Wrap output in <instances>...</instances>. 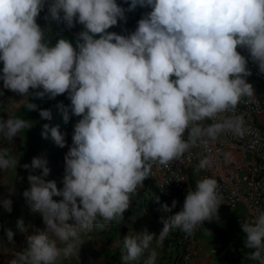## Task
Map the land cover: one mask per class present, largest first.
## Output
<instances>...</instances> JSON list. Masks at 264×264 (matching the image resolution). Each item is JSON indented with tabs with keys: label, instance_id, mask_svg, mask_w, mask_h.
I'll return each mask as SVG.
<instances>
[{
	"label": "clouds",
	"instance_id": "clouds-1",
	"mask_svg": "<svg viewBox=\"0 0 264 264\" xmlns=\"http://www.w3.org/2000/svg\"><path fill=\"white\" fill-rule=\"evenodd\" d=\"M129 2L122 7L117 0H0L3 88L24 97L18 105L29 111L38 109L30 96L55 99L67 93L70 106L59 105L64 122L82 117L65 155L62 188L45 179L51 171L46 159L34 157L22 166L30 173L23 196L33 212L42 214L46 227L27 235L26 248L9 264H63L78 257L84 235L125 220L154 168L183 163L193 149L202 148L206 154L194 169L199 176L215 164L213 146L222 136L255 134L247 114H237L241 104L260 103L247 81L249 60L238 48L258 65L254 73L264 74V0ZM137 6L151 9L138 22V12L129 11ZM42 11L69 29H84L75 46L65 38L50 44V30L46 34L37 23ZM125 13L130 21L123 30L116 26L126 22ZM112 27L121 34L110 32ZM39 115L52 119L50 109H40ZM32 127L33 121L10 114L6 121L0 118V138L13 142ZM43 129L42 136L50 131L56 145L66 146L59 126L44 124ZM223 156L226 164L234 160L231 152ZM18 165L8 148H0V170ZM36 169L42 173L31 174ZM223 203L215 178L197 179L182 210L172 212L176 200L171 207L161 205L173 215L161 217L158 237L145 230L115 242L121 264H140L153 241L163 244L176 229L191 237L205 222L219 223ZM0 206L11 213L13 201L0 200ZM257 212L241 229L244 247L252 250L247 259L264 264V211ZM17 227L27 232L23 219ZM204 235L212 233L205 228ZM13 236L8 229V240ZM156 258L153 249L143 264H156Z\"/></svg>",
	"mask_w": 264,
	"mask_h": 264
},
{
	"label": "crops",
	"instance_id": "crops-1",
	"mask_svg": "<svg viewBox=\"0 0 264 264\" xmlns=\"http://www.w3.org/2000/svg\"><path fill=\"white\" fill-rule=\"evenodd\" d=\"M125 15L126 22L121 20L116 26L119 29L125 30L129 26V16L126 13ZM37 23L46 31V34L50 30L48 39L53 46L60 38L69 40L75 46L78 33L84 30L78 28V26L69 29L66 25L61 24L60 20H54L51 15L44 14V11L37 18ZM59 26L65 27V30L58 31ZM0 65L2 69L3 63L0 62ZM23 99L24 97L21 95L4 89L3 82L0 81V118L6 121L11 114L33 121V127L25 131L23 138L16 137L13 142L0 138V148H8L9 153L19 160L16 169H10L7 172L0 170V200L11 199L13 201L11 213L0 206V232L4 235V250L0 251V264H9L15 258V253L26 248L27 235L35 234L36 229L43 230L46 227L42 214L33 212L23 196L24 191L30 187L27 179L30 173L22 166L25 163L30 164L34 157L46 159L51 171L45 179L55 180L58 187L62 188L65 173V155L72 146L74 125L82 118L72 116L68 123L64 122V112L59 105L62 103L64 106H70L71 101L68 99L67 93L55 99H49L47 96L43 99L30 96L28 100L38 105V109L34 111H29L23 105H18ZM40 109H50L52 119H41ZM44 124H48L49 129L59 126L61 133L65 136V147L61 148L55 144L50 131L47 138L42 136ZM41 173L42 169H36L31 174L40 175ZM156 197L160 198L159 203L156 202ZM54 199L59 201L62 198L54 197ZM165 203L155 187L145 181V186L134 199L131 209L126 211L125 220L119 225L110 224L103 230L94 229L84 235V243L80 246L78 257L73 256L63 261V264H121L120 248L115 246V242L123 239L128 233H142L145 230L149 233H155L158 237L163 229L161 217L166 219L173 215L172 212H165L161 209V205ZM20 219H23L27 228L25 233H21L17 227V222ZM8 229H11L14 233L12 241L8 240ZM203 231L198 230L193 235L198 239L200 254L191 260L190 264H248L244 253L240 250L233 249L229 257L224 252L219 253L218 248L211 241V236H205ZM180 236L181 232L176 229L169 234L163 244H157L153 241L140 264H143V260L148 258L153 249L157 253L156 264H173L175 258L172 244ZM222 246L226 249L231 248L228 244ZM213 249L216 250L215 253Z\"/></svg>",
	"mask_w": 264,
	"mask_h": 264
},
{
	"label": "built area",
	"instance_id": "built-area-1",
	"mask_svg": "<svg viewBox=\"0 0 264 264\" xmlns=\"http://www.w3.org/2000/svg\"><path fill=\"white\" fill-rule=\"evenodd\" d=\"M117 3L124 7V3H129L130 6L131 2L117 0ZM129 11L138 12L135 17L138 22L151 9L137 6ZM109 30L121 34L114 27ZM131 33V31L128 32L126 36ZM238 51L248 58V68L253 75L258 65L252 62L246 49L238 48ZM252 75L247 78L249 83H251ZM256 95L260 102L259 107L255 104H241L237 109V114H247L246 120L255 130V134L243 139L235 138L231 134L222 136L213 146L216 161L211 169L202 171L199 176L194 173L199 157L206 154L202 148L193 149L191 158L186 156L183 163L177 162L170 168L153 169L154 175L149 179L169 207L173 200L177 201L176 208L172 209L174 214L182 210L187 191L194 189L196 180L204 176L215 178L218 181L219 191L224 200L223 204L235 213L234 220L240 228L242 223L251 222L254 219L258 214V209L264 211V124L259 121V118L264 115V95L260 93ZM225 152L232 153L234 157L232 163L224 162ZM179 177H183L184 181H176ZM205 228L206 224L199 230ZM172 245L175 258L173 264H190V261L200 254L198 239L194 236L189 237L185 233H181ZM213 252L215 253L216 250L213 249Z\"/></svg>",
	"mask_w": 264,
	"mask_h": 264
},
{
	"label": "trees",
	"instance_id": "trees-1",
	"mask_svg": "<svg viewBox=\"0 0 264 264\" xmlns=\"http://www.w3.org/2000/svg\"><path fill=\"white\" fill-rule=\"evenodd\" d=\"M66 24V23H65ZM65 27L59 26L57 28L58 31H63ZM137 28V27H135ZM259 73L260 82L264 85V74L260 73L259 69L254 73L252 78L256 77V74ZM150 184L151 181L148 179L146 180ZM220 214V221L218 222H205L206 228H208L212 235L211 241L214 246L218 248V252H224L229 257L232 253L233 249L240 250L244 253L245 259L247 260L248 264H256V262L250 261L247 259L248 254L252 251L244 247V240L246 238V234L243 230L236 224L234 217L235 213L228 207L227 205L223 204L219 210ZM182 232V231H180ZM183 233V232H182ZM228 244L231 248L226 249L222 245Z\"/></svg>",
	"mask_w": 264,
	"mask_h": 264
},
{
	"label": "rangeland",
	"instance_id": "rangeland-1",
	"mask_svg": "<svg viewBox=\"0 0 264 264\" xmlns=\"http://www.w3.org/2000/svg\"><path fill=\"white\" fill-rule=\"evenodd\" d=\"M259 76H260L259 73L256 74V77L255 78H251L250 82L254 86V89H255L256 93H260V94L264 95V85L261 84ZM262 117L263 116H261L259 118V121L264 124V118H262ZM2 216H4V215H2ZM3 243H4V235H2V233L0 232V251L4 250ZM8 248H10V247H8ZM8 250L10 251V249H8Z\"/></svg>",
	"mask_w": 264,
	"mask_h": 264
}]
</instances>
